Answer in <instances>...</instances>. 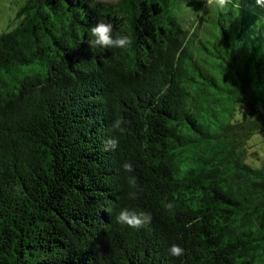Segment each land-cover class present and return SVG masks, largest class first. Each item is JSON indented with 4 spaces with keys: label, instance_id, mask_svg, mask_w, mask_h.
Here are the masks:
<instances>
[{
    "label": "trees",
    "instance_id": "1",
    "mask_svg": "<svg viewBox=\"0 0 264 264\" xmlns=\"http://www.w3.org/2000/svg\"><path fill=\"white\" fill-rule=\"evenodd\" d=\"M89 2L26 0L0 33V264H264V160L247 159L264 134V6L190 30L199 0ZM99 19L131 45L91 50ZM125 207L151 222L117 223Z\"/></svg>",
    "mask_w": 264,
    "mask_h": 264
},
{
    "label": "clouds",
    "instance_id": "2",
    "mask_svg": "<svg viewBox=\"0 0 264 264\" xmlns=\"http://www.w3.org/2000/svg\"><path fill=\"white\" fill-rule=\"evenodd\" d=\"M96 0H90L89 6L94 7ZM259 5L264 6V0H255ZM202 8L196 10L200 16H205L206 14L212 12H223L228 9V6L238 7V0H201ZM113 24L104 20L99 19L95 26L90 27L88 38L86 43L89 45L91 50L97 48L104 49H126L131 43V36L124 30H117L115 33L113 31ZM167 91V85L161 90V95L165 94ZM126 121L121 118H116L112 123V128L119 134L123 135L126 133L127 129L124 126ZM118 139L116 137H110L105 141V149L113 150L118 145ZM122 168L125 173H132L133 166L130 162H124ZM127 182L132 187H138L134 177L127 176ZM128 198L131 200L137 199V192L130 191L128 193ZM166 209H171L173 207L171 202H167L163 205ZM151 214L143 210L136 211L130 210L129 208H122L119 210L118 214L115 216L117 223L126 224L130 228L139 229L151 222ZM169 254L174 257H180L184 254V249L177 243H172L168 249Z\"/></svg>",
    "mask_w": 264,
    "mask_h": 264
},
{
    "label": "rangeland",
    "instance_id": "3",
    "mask_svg": "<svg viewBox=\"0 0 264 264\" xmlns=\"http://www.w3.org/2000/svg\"><path fill=\"white\" fill-rule=\"evenodd\" d=\"M26 0H0V33L10 30L16 26L18 19H16V13L20 7L24 4ZM101 1H116V0H101ZM197 5L191 6L190 4H185L182 9L184 25L190 30L193 29L198 18V12L196 10L200 9L202 5L201 0ZM197 16V17H196ZM250 144H252L248 149V161L251 163H258L264 160V134L256 133L250 139ZM255 152V153H253Z\"/></svg>",
    "mask_w": 264,
    "mask_h": 264
}]
</instances>
